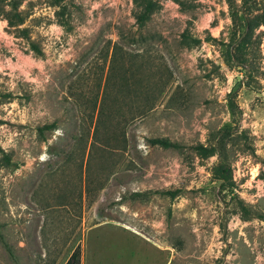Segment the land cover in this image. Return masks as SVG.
<instances>
[{
  "label": "rangeland",
  "instance_id": "obj_1",
  "mask_svg": "<svg viewBox=\"0 0 264 264\" xmlns=\"http://www.w3.org/2000/svg\"><path fill=\"white\" fill-rule=\"evenodd\" d=\"M17 1L21 24L0 17V264L82 256L99 223L84 264H264V25L246 80L228 0H152L143 25L134 0ZM224 127L232 190L192 149Z\"/></svg>",
  "mask_w": 264,
  "mask_h": 264
},
{
  "label": "trees",
  "instance_id": "obj_2",
  "mask_svg": "<svg viewBox=\"0 0 264 264\" xmlns=\"http://www.w3.org/2000/svg\"><path fill=\"white\" fill-rule=\"evenodd\" d=\"M139 7L136 14V21L139 25H143L150 14L156 8V3L152 0H134ZM178 1V0H177ZM229 11L231 18L229 42L225 49V59L228 63L234 66H241L244 68L243 77L248 80L253 77V56L250 54L258 48L260 41L258 37L254 36L255 30L258 26L264 25V4L256 5L255 0H241V4L236 6L233 1L228 0ZM0 17L5 18L10 26H18L24 21V16L18 10L17 0H0ZM184 39L189 38L188 35L183 34ZM215 41L214 38H212ZM192 44L199 42L198 39H191ZM35 47V46H34ZM243 78L233 85L232 89L227 93V107L232 115L238 113V106L235 103V97L238 87L242 85ZM247 83V82H245ZM264 92V88H263ZM53 124L44 125L40 130L52 128ZM230 127L221 129L222 138L212 145L196 144L192 146L195 154L201 158L206 159L211 156H217V161L211 168V178L218 182L223 189L232 190L234 187L232 170L227 160L224 138L230 136ZM149 142L152 145L161 148H179L180 145L168 138H151ZM158 193V192H156ZM169 197H175L178 190H166L159 192ZM143 195L142 192H133L130 197L136 198ZM2 240V236L0 235ZM80 249L76 246L66 260L65 264H80Z\"/></svg>",
  "mask_w": 264,
  "mask_h": 264
},
{
  "label": "crops",
  "instance_id": "obj_3",
  "mask_svg": "<svg viewBox=\"0 0 264 264\" xmlns=\"http://www.w3.org/2000/svg\"><path fill=\"white\" fill-rule=\"evenodd\" d=\"M103 225H104V223H99V224H96L94 226L88 227V229L86 231L87 232L86 233V236H87L88 232H90L91 230L96 229V228H99V227H102ZM113 227H115V226H113ZM86 236L83 238V240L81 241V245H80V248L82 250V256L80 257V264H84V262L87 263V258H86L87 254H86L85 248H84V247H86L85 246ZM78 245H79V243H78ZM72 251H73V249L70 251V253L67 255V257L64 259V261L61 264H65L66 260L68 259V257L70 256V254H71ZM45 264H57V261L51 259L48 263L46 262ZM107 264H117V256H116V254L111 259V261L108 262Z\"/></svg>",
  "mask_w": 264,
  "mask_h": 264
}]
</instances>
